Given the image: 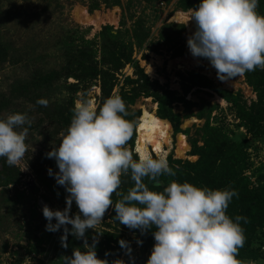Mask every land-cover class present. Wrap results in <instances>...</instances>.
Returning <instances> with one entry per match:
<instances>
[{"label":"rangeland","instance_id":"1","mask_svg":"<svg viewBox=\"0 0 264 264\" xmlns=\"http://www.w3.org/2000/svg\"><path fill=\"white\" fill-rule=\"evenodd\" d=\"M118 1L121 7H105L98 0V9L89 11L90 0H0V38L9 47L6 60L0 64V118L18 112L26 113L31 121L30 125L23 126L28 128L26 152L15 166H10L21 177L11 185L3 184L0 187V264H62V256H66L60 246L62 232L45 231L46 221L38 207V202L42 200L50 209L62 210L67 195L64 188L56 185L46 171L48 168L54 173L58 171L54 160L45 158V153L58 146L59 134L66 131L55 122L52 110L65 104L69 97L73 100V109L78 101L83 100L90 102L98 110L105 99L101 94L99 81L75 91L68 87L75 83L74 80H67L66 83L61 80L43 82V76L59 71L63 66L58 44L65 29L89 28L85 38L93 40L102 27L110 26L113 30H119L124 40L129 42L133 21L143 20L150 38L144 44V49L133 48V59L150 82L157 83L163 90L173 91L177 97L195 105L189 113L184 111L180 103L173 105V112L181 117L179 128L181 131L188 130V135L174 134L170 127L169 139L162 147L164 154L155 153L151 147H148L147 154L153 158L164 157L168 165L172 163L176 168L185 163H196L198 156L191 153L189 140H196L197 146H202V129L208 123L209 127L223 131L232 144L245 142L246 166L243 175L248 179L250 187L264 185V131L260 138H250L245 129L240 127L229 104L206 89L193 88L184 94L180 80L186 73L195 72L220 89L238 94L241 103L248 108L256 102V95L245 83L243 75L222 81L208 61L191 56L186 39L193 31L185 23L172 21L174 14L183 12L176 6L177 0ZM82 10L92 18L99 17L103 22L97 28L83 24L78 19ZM121 16L125 25L120 29ZM165 25L183 27L180 34L173 32L174 40L168 44L159 41L168 32V29L164 30ZM96 43L98 44L97 40ZM179 49L184 51V55L175 56L174 53ZM126 77L132 80L137 78L129 66H125L116 75L113 82L115 86L108 97L119 95L123 100L125 95H130V86L124 82ZM22 86L26 87L25 91ZM40 98L47 100L46 107L36 103ZM123 102L127 113L124 118L133 124L132 135L124 147L138 159L136 128L143 110L155 115L156 104L151 98L142 96L132 104ZM179 136L184 138L187 146L181 155L177 153L180 149ZM4 180L1 179L0 184ZM117 192L120 191L111 196L113 204L118 197ZM73 213L79 214L74 202L69 216ZM114 216L115 212L110 205L102 216L101 223L87 230V235L91 241L95 238L103 254L107 252L106 257L110 258L114 254L104 251L106 245L117 250L120 246L117 242L126 241L130 251L122 248L119 260L124 264H142L141 260L150 254L147 233L119 224ZM66 227L70 228L68 225ZM258 236L256 233V237ZM78 240L79 245L83 244L82 240ZM137 240L141 241L139 245ZM254 242L253 247H256L258 240Z\"/></svg>","mask_w":264,"mask_h":264},{"label":"clouds","instance_id":"2","mask_svg":"<svg viewBox=\"0 0 264 264\" xmlns=\"http://www.w3.org/2000/svg\"><path fill=\"white\" fill-rule=\"evenodd\" d=\"M257 4L258 0H199L195 9L189 8L194 23L186 39L189 53L207 60L222 81L264 67V16L258 14ZM36 103L47 106L43 98ZM126 115L119 95L106 98L98 110L88 101H78L66 131L59 134L58 146L45 153L58 170L48 168L47 174L67 193L62 210L42 206L45 231L60 230L62 248L68 247L69 235L84 241L83 250L74 247L70 256H62V264H109L96 257L97 240L92 238L89 244L86 230L101 223L110 205L116 221L129 229L143 233L154 226V243L145 264H244L236 256L245 240L240 221L246 223V218L226 215L235 190L175 180L162 191L150 190L145 177L158 188L162 174L174 176L175 172L164 157L145 154L133 159L124 147L133 132ZM30 123L26 113L0 118V158L9 166H15L26 152L28 128L23 126ZM129 171L133 186L126 193L117 192L121 199L113 204L111 196L121 184L120 176ZM73 202L79 214L70 217ZM117 243L130 251L126 241Z\"/></svg>","mask_w":264,"mask_h":264},{"label":"trees","instance_id":"3","mask_svg":"<svg viewBox=\"0 0 264 264\" xmlns=\"http://www.w3.org/2000/svg\"><path fill=\"white\" fill-rule=\"evenodd\" d=\"M100 1L105 7H121L118 0ZM97 2L98 0H90L88 10H97L99 7ZM198 3L199 0H195V2L193 0H177L176 6L184 13L189 11V8L195 9ZM256 10L258 14L264 16V0H258ZM124 25L123 16H121L120 29ZM144 25V21L141 19L133 21L131 41L129 42L124 40L119 30H113L110 26L102 27L93 40L85 38L88 35L89 28L65 29V34L61 37L58 44L62 52L63 66L59 71H52L43 76L42 80L44 83H51L57 80L66 83L67 80H74V84L68 85L74 91L84 88V85L99 81L101 83V94L106 99L115 86L113 82L116 80V75L125 66H129L133 69L137 78L136 80L128 77L124 79V82L130 86V95H125L123 100L132 104L140 96L151 98L153 103L156 104V117L168 122L174 134L181 133L187 136L189 131H181L179 128L181 117L173 112V105L180 103L186 113H189L195 105L184 98L177 97L173 91L163 90L157 83L150 82L146 75L143 74V70L139 68L137 61L133 59V48L135 47L137 50L144 49V44L150 38L149 30ZM165 29H168V32L162 35L159 41L168 44L171 40H174L173 32L180 34L183 27L165 25ZM124 33L126 34L127 32L125 31ZM8 48V45L0 38V64L6 60ZM174 55L182 56L184 51L179 49ZM201 60L207 61L203 58ZM242 75L245 83L256 95V102H253L248 108H245L241 103V98L238 94L220 89L207 78L195 72L186 73L185 76H181L180 80L184 94L193 88H198L209 90L220 97L232 107L236 118L240 122V127L245 129L249 137L258 139L264 131V67L245 71ZM25 89L26 87L22 86V90L25 91ZM72 102L73 100L69 97L65 104L54 107L52 110V117L64 130L67 129L73 116ZM202 137L204 138L202 146H197L196 140H189L191 153L198 156L196 163H185L183 164L184 166L180 165L179 168L170 163L169 167L175 172V175L162 174L158 178L160 180L158 188H153V182L149 181L147 177L144 178V182L150 190L154 191H162L163 187L167 186L172 180L176 182L187 181L194 186L207 187L209 189L227 188L235 190L237 195L229 202L226 215L230 218L242 216L247 221L246 223L244 220L240 221L245 240L243 247L238 249L236 258L244 262V264H247L248 261H253L255 264H264V255L261 251V247L264 246V185L256 188L250 187L248 179L243 175L244 167L246 166L245 142L236 145L232 144L223 131L209 127L208 123H205L202 129ZM0 159V180L5 179L0 184V187L3 184L11 185L18 178L20 179L21 176L16 169L14 168L13 172L5 160ZM133 159L135 160L136 158L133 157ZM176 163L180 164L179 162ZM120 180L121 184L116 191L126 193L127 189L133 186L134 183L131 180L130 171L129 173H122ZM119 199H121V196L118 195L115 202ZM154 230V226H150V229L145 230L148 235V246L154 241L151 235V231ZM256 233L259 234L258 237H256ZM86 236L88 237L87 242L91 244L92 241L87 235V230ZM256 239L258 240L257 246L253 247ZM66 244L68 247L61 249L66 252V256L71 255V250L74 247L83 249L82 244L79 245V240L71 235L67 236ZM121 249L119 246L115 250L107 244L104 251H110L114 254L113 258H110L103 254L98 244H96L95 248L96 256L99 259H107L109 264L114 260H119ZM146 260L147 258L142 259L141 263L145 264Z\"/></svg>","mask_w":264,"mask_h":264},{"label":"bare ground","instance_id":"4","mask_svg":"<svg viewBox=\"0 0 264 264\" xmlns=\"http://www.w3.org/2000/svg\"><path fill=\"white\" fill-rule=\"evenodd\" d=\"M78 19L83 24L90 25L94 28H97L101 22H103L99 17H90L84 10L81 11ZM188 19L189 12L177 13L172 17V21L175 23H185L192 31H194L193 21ZM170 131V125L168 122L157 118L153 112L143 110L139 119V124L136 128V153L139 154V156L145 155L148 153V147H151L155 153H162V147L164 143L168 141ZM178 139L180 149L177 150V153L181 155L185 152L187 146L185 145L184 138L182 136H179Z\"/></svg>","mask_w":264,"mask_h":264},{"label":"built area","instance_id":"5","mask_svg":"<svg viewBox=\"0 0 264 264\" xmlns=\"http://www.w3.org/2000/svg\"><path fill=\"white\" fill-rule=\"evenodd\" d=\"M44 205H47L44 201H42V200H40L39 202H38V207H39V210H40V212H41V208H42V206H44ZM48 206V205H47ZM49 207V206H48ZM50 209V208H49ZM153 243H154V241L152 242V244L149 246V250H150V252H151V248H152V245H153ZM261 251H262V253H263V255H264V246H262L261 247ZM150 255V254H149ZM148 255V256H149ZM147 256V255H146ZM146 258H148V257H146Z\"/></svg>","mask_w":264,"mask_h":264},{"label":"water","instance_id":"6","mask_svg":"<svg viewBox=\"0 0 264 264\" xmlns=\"http://www.w3.org/2000/svg\"><path fill=\"white\" fill-rule=\"evenodd\" d=\"M193 2H195V0H193Z\"/></svg>","mask_w":264,"mask_h":264}]
</instances>
